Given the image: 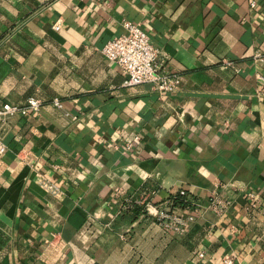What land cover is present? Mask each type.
I'll return each instance as SVG.
<instances>
[{
    "label": "crops",
    "instance_id": "crops-1",
    "mask_svg": "<svg viewBox=\"0 0 264 264\" xmlns=\"http://www.w3.org/2000/svg\"><path fill=\"white\" fill-rule=\"evenodd\" d=\"M125 20L180 76L174 92L123 85L101 49ZM257 73L264 0H0V104L42 102L0 123V264H264ZM143 188L156 205L184 188L200 211L171 232L129 203Z\"/></svg>",
    "mask_w": 264,
    "mask_h": 264
},
{
    "label": "built area",
    "instance_id": "built-area-1",
    "mask_svg": "<svg viewBox=\"0 0 264 264\" xmlns=\"http://www.w3.org/2000/svg\"><path fill=\"white\" fill-rule=\"evenodd\" d=\"M251 6H255V2H251ZM124 32L107 40L101 51L103 55L115 63L125 74L126 78L123 85L132 86L139 84H149L152 89L162 92H174L180 83V76L176 73L167 71L164 67V60L159 58L158 49L152 44L148 34L138 23L125 20L122 23ZM55 29L59 28V23H54ZM224 65H231L230 61L223 62ZM256 77L261 84L264 85V76L260 73ZM52 104L61 108L62 105L58 98L52 99ZM42 106L40 99L29 96L23 104H0V123H5L8 119L16 115H25L27 113L37 114ZM136 138H138L136 136ZM113 148H117L118 144L113 143ZM126 146H131L127 143ZM5 150V145L0 137V153ZM155 190L152 188H143L138 191L137 196L129 199V203L133 206L137 205L141 208L142 213L151 208L152 215L159 224L176 234L183 233L186 227L195 220L201 206L191 197L184 188L178 189L180 195L185 199L187 205L173 206L172 195L168 194L167 198L159 203L152 204V198ZM249 206L255 207L257 198L253 192L247 194ZM229 202L221 197L213 190L208 198L207 208L214 213L221 215L226 212ZM185 210L184 214L178 213L176 210ZM202 255V254H200ZM232 258L225 255L222 258V264H232Z\"/></svg>",
    "mask_w": 264,
    "mask_h": 264
},
{
    "label": "trees",
    "instance_id": "trees-1",
    "mask_svg": "<svg viewBox=\"0 0 264 264\" xmlns=\"http://www.w3.org/2000/svg\"><path fill=\"white\" fill-rule=\"evenodd\" d=\"M172 200H173V206H185L187 205V203L185 202V199L182 195H180L178 192H175L172 195ZM136 210H141V208L139 206H135L134 207Z\"/></svg>",
    "mask_w": 264,
    "mask_h": 264
}]
</instances>
